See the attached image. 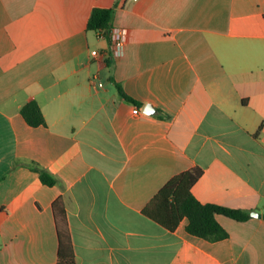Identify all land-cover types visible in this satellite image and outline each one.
<instances>
[{
	"label": "crops",
	"instance_id": "1",
	"mask_svg": "<svg viewBox=\"0 0 264 264\" xmlns=\"http://www.w3.org/2000/svg\"><path fill=\"white\" fill-rule=\"evenodd\" d=\"M192 168L197 201L260 217L219 215L209 242L142 214ZM59 197L76 264H264V0H0V264L56 263Z\"/></svg>",
	"mask_w": 264,
	"mask_h": 264
},
{
	"label": "trees",
	"instance_id": "2",
	"mask_svg": "<svg viewBox=\"0 0 264 264\" xmlns=\"http://www.w3.org/2000/svg\"><path fill=\"white\" fill-rule=\"evenodd\" d=\"M113 17V9L94 8L87 21V30L106 36L112 29ZM115 85L122 99L138 105L118 84ZM20 115L31 128L45 126L36 102L31 101L23 105ZM29 169L38 173L43 185L52 187L57 183L56 178L47 171L33 166H29ZM201 175L200 169L192 168L173 176L143 208L142 214L168 231H174L180 222L186 219L185 231L188 235L209 242L225 240L228 234L217 222L216 217L221 215L237 222H244L250 218V213L197 201L191 189ZM51 212L57 237L55 264H76L61 197L52 203Z\"/></svg>",
	"mask_w": 264,
	"mask_h": 264
},
{
	"label": "built area",
	"instance_id": "3",
	"mask_svg": "<svg viewBox=\"0 0 264 264\" xmlns=\"http://www.w3.org/2000/svg\"><path fill=\"white\" fill-rule=\"evenodd\" d=\"M109 35L111 42V57L119 58L123 54L124 44L127 37V31L122 28H112ZM92 53L95 54L96 52L93 51Z\"/></svg>",
	"mask_w": 264,
	"mask_h": 264
},
{
	"label": "water",
	"instance_id": "4",
	"mask_svg": "<svg viewBox=\"0 0 264 264\" xmlns=\"http://www.w3.org/2000/svg\"><path fill=\"white\" fill-rule=\"evenodd\" d=\"M143 111H144V113L150 114V115L154 114V112H155V110L153 108H151V106H149V105L145 106ZM250 216L259 218L260 214L257 212H250Z\"/></svg>",
	"mask_w": 264,
	"mask_h": 264
}]
</instances>
